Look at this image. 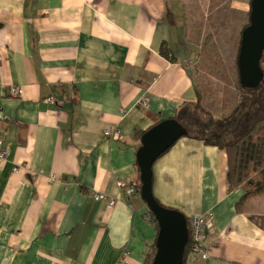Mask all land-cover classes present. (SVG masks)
<instances>
[{"label": "crops", "instance_id": "1", "mask_svg": "<svg viewBox=\"0 0 264 264\" xmlns=\"http://www.w3.org/2000/svg\"><path fill=\"white\" fill-rule=\"evenodd\" d=\"M182 2L0 0V264H141L156 231L144 202L118 186L138 174L134 134L197 92L227 113L185 66ZM235 81L210 97L231 109ZM226 170L225 151L181 137L154 162L152 192L208 218L209 256L191 264H264V194L237 212L243 192L227 190Z\"/></svg>", "mask_w": 264, "mask_h": 264}, {"label": "trees", "instance_id": "2", "mask_svg": "<svg viewBox=\"0 0 264 264\" xmlns=\"http://www.w3.org/2000/svg\"><path fill=\"white\" fill-rule=\"evenodd\" d=\"M249 12L250 0L247 22L239 32L235 65V88L237 92L233 108L226 114L217 117L201 104L200 95L197 92L195 100L183 101L175 109L174 115L170 117L184 128V135L182 137L199 141L204 145L215 146L225 151L227 155V190L230 192L239 188L243 192L242 196L235 203L236 211L239 213L243 210L251 196L264 194V50L259 60L263 78L256 87L242 86L239 82L237 68L241 31L249 23ZM163 45L161 47V53L167 57ZM144 132L145 130L137 131L134 134L139 139V144L135 152L140 146V137ZM135 165L138 171L136 160ZM126 185L132 186L135 190L134 196H138L141 199L139 195L141 188L139 171L136 178L128 181ZM146 211L149 213L150 222L154 226L157 234V221L147 207ZM248 217L254 220V216L250 215ZM256 222L264 229L263 220H256ZM187 224L189 230V217H187ZM155 238L152 243H149L145 247L141 264H151L156 252ZM190 248L191 236L189 232L188 241L183 249L181 264L192 263Z\"/></svg>", "mask_w": 264, "mask_h": 264}, {"label": "water", "instance_id": "3", "mask_svg": "<svg viewBox=\"0 0 264 264\" xmlns=\"http://www.w3.org/2000/svg\"><path fill=\"white\" fill-rule=\"evenodd\" d=\"M264 50V0H250L249 23L241 31L237 56L242 86L256 87L263 78L259 64ZM184 135V128L172 118L160 120L140 137L135 160L141 182L140 197L158 224L156 252L151 264H181L188 241L187 217L175 208L161 205L152 192V166L156 159Z\"/></svg>", "mask_w": 264, "mask_h": 264}, {"label": "rangeland", "instance_id": "4", "mask_svg": "<svg viewBox=\"0 0 264 264\" xmlns=\"http://www.w3.org/2000/svg\"><path fill=\"white\" fill-rule=\"evenodd\" d=\"M183 1L185 37L187 47L192 50L186 56L188 59L183 60L185 66L191 70L202 97L207 95L212 103L223 104L229 112L233 107L230 109L224 98L217 102L210 94H214L216 86H228L225 84L228 78L236 80L239 32L248 19L249 0ZM200 101L203 104L201 98ZM256 219L264 222V217Z\"/></svg>", "mask_w": 264, "mask_h": 264}, {"label": "built area", "instance_id": "5", "mask_svg": "<svg viewBox=\"0 0 264 264\" xmlns=\"http://www.w3.org/2000/svg\"><path fill=\"white\" fill-rule=\"evenodd\" d=\"M9 95L13 96H20L22 93V89L17 86H9L8 89ZM49 101H53L52 97L47 98ZM139 103L142 106H146L147 104V98L143 96ZM105 134H110L108 130L105 131ZM6 150H3L0 152V156L4 155ZM118 186L120 189H122V196L125 197V200L128 202L131 198L135 195V190L132 186H127L125 182L119 180ZM94 199L96 200H107L109 205H113L115 203V200L113 198H109L105 193L103 192H97L93 194ZM144 217L146 220L150 221L149 213L146 211L144 213ZM208 229V218L204 215L195 214L189 217V232L191 236V259L192 262L202 261L206 258H208L209 253L208 249L205 243L206 239V231ZM121 264H125L124 260H120Z\"/></svg>", "mask_w": 264, "mask_h": 264}]
</instances>
